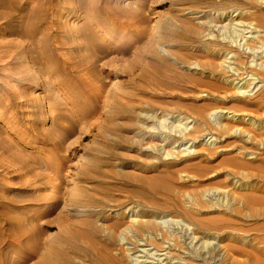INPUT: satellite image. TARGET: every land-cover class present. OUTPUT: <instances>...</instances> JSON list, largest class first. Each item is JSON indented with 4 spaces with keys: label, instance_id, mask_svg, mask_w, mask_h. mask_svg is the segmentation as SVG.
Here are the masks:
<instances>
[{
    "label": "bare ground",
    "instance_id": "bare-ground-1",
    "mask_svg": "<svg viewBox=\"0 0 264 264\" xmlns=\"http://www.w3.org/2000/svg\"><path fill=\"white\" fill-rule=\"evenodd\" d=\"M14 1L0 0V18L10 16L6 10L13 6ZM192 1H198L202 6L215 10L239 3L246 4L244 0ZM255 1L264 3L263 0ZM175 10L170 7V12ZM234 12L237 14L232 16ZM243 13L236 9L230 14H217L213 20L196 23L197 26L191 21H185L181 34L176 33L177 26H172L174 30L169 31L168 35L159 36L157 44L168 40L178 45V49L171 53L174 62H177V56L182 55L194 59V62L187 66L192 73H171L163 78L151 75L141 64L133 66V72L137 73L132 88L129 91L118 89L119 94L115 101L121 99L119 109L100 121L98 129L108 136H115L119 143L132 148L145 143L150 153L170 158L171 162L166 164L165 168L186 161L187 159L176 160V157L179 153L189 156V149L192 148L191 157L199 161L186 167H193L192 171L198 176H202L203 169L210 171L216 167H224L225 164L244 170L239 173L240 181L232 179L231 190L227 196L234 204L249 208L260 198L255 196V191L258 190H250L247 182L251 176L264 179L261 168L248 161H237L234 157L226 158L215 166H198L202 158H206L209 163L210 159L215 157V150L208 147L215 145V136L221 138L220 141L230 136L238 138L243 142V148L254 142L264 147L263 124L258 127L251 122L247 123L252 130L235 125L240 118L246 116L237 113L240 107L236 103L247 105L240 101L237 95L248 96L246 94L251 93L252 96L264 86L261 80L264 78V18L256 16L254 21H242ZM201 17L203 15L198 18ZM20 19L27 22L15 34H20L25 38V42L36 46L40 50L39 57L51 64L47 68L48 71L53 72V50L49 51L51 27L39 31V15L34 10ZM39 32L42 34L40 39L36 37ZM200 40L209 41L207 45L214 49L206 47L202 50L200 45H194ZM19 48L15 41L0 40V60H8L0 61V66L6 71L3 76L19 86L37 82L33 72L23 69L24 59L20 57L21 52L18 53ZM188 48H191L192 53L187 51ZM118 49L124 53L127 51ZM194 50L196 52H193ZM157 51L162 52L161 48ZM218 54L221 55V61L216 63L215 55ZM147 55L150 63L146 66L158 72L160 66L154 61L157 59L155 49L149 48ZM33 58L38 59L36 56ZM215 78H220L222 83L215 81ZM201 87L208 88L203 89V93L210 96L213 103L205 102V99L195 94L202 91L199 90ZM113 96L110 91L108 98L114 101ZM165 96L171 101H163ZM25 98L23 91L12 90L6 82L0 81V121L9 124L12 117L8 112L18 110L19 105H26ZM185 101L194 102L186 104ZM218 104L228 106V109L219 107L220 112H217ZM142 105L145 108L140 110ZM30 106L34 108L32 117L35 118L39 107ZM214 106L215 120H211L212 114L208 110ZM250 106L255 112H259L264 106V94L250 103ZM170 109L174 112H168ZM98 113L99 108L93 107L89 108V111L80 110L76 116L86 121ZM219 113L220 115H217ZM223 114L230 116L224 117ZM60 118H63V114L56 111V120L53 121L55 129L59 128ZM117 120H120L118 125L114 123ZM244 120L248 122V119ZM13 134L20 138L21 142L34 140L20 132ZM156 135L160 136V144L153 143ZM208 136L206 143L202 145L200 139L204 140ZM16 140L11 144L18 143ZM11 144H6L0 139V157L8 168L18 162L9 152ZM197 146L202 148L195 151ZM66 150L67 147H63L61 143L54 145L53 161L49 160L47 166L43 165L54 172L47 181L38 185L34 183L44 178L36 173L33 167L39 161L35 158L33 166L21 164L20 169L16 171L19 179L23 181L24 188H0V191L4 192V198L0 197V264H188L187 260L205 264L213 260V252L217 251V247L214 248L212 243L200 242L201 238L197 236L200 227L198 218L189 208L183 209L167 202V195L171 190L169 181L174 180L176 172L168 170L167 173L149 180L145 187L146 195L141 190L137 192V195H143L145 200L134 202L136 204L127 209L130 220L125 221L123 216L113 211L116 215L109 219L103 217V212L108 207H115L120 201L113 197L101 198L92 195L94 192L104 196L108 194L107 187L102 185L101 180L106 177L102 168L109 161L97 156L91 157V162H86L84 157L78 156L76 167L80 169L76 170V173L68 172L65 175L69 176L71 183H84L91 189H81L80 192L76 184L67 183L61 186L60 182L52 183L54 180L60 181L63 169L69 168L65 165L69 155H63ZM2 165L5 168V164ZM186 167L182 169L183 172L187 171ZM27 177L32 178L33 182L26 179ZM110 177L114 178L111 175ZM44 191L47 194L40 195L45 193ZM11 193L14 194L13 198H9ZM218 193L219 191L215 190L208 196V200H213L212 196H217ZM159 200L164 202L160 203ZM211 205L213 204L210 203ZM216 205L218 203L215 201ZM143 208L156 214L166 213L168 219L160 222L142 220L141 217L150 216L149 212L142 210ZM213 224V220L207 221L208 226ZM201 246L208 249L201 251Z\"/></svg>",
    "mask_w": 264,
    "mask_h": 264
},
{
    "label": "rangeland",
    "instance_id": "rangeland-1",
    "mask_svg": "<svg viewBox=\"0 0 264 264\" xmlns=\"http://www.w3.org/2000/svg\"><path fill=\"white\" fill-rule=\"evenodd\" d=\"M244 1L246 4L239 3L215 10L192 0L189 2L183 0H15L13 6L6 10L10 16L0 18V40L17 42L20 47L18 53L20 51V57L24 59L23 69L33 72L38 81L19 86L3 76L6 71L0 66V81L6 82L12 90L23 91L26 94V105H19L18 110L8 112L12 117L11 122L6 125L5 122L0 121V139H3L6 144H11L16 139L18 141L11 144L9 148L10 154L17 158V163H13V166L8 168L5 161L2 163L3 159L0 157V188H24L23 181L19 179L16 171L20 169L21 164L27 163L33 166L35 158L39 161L33 167L36 173L44 178L34 183L38 185L51 178L54 174L53 170L46 169L43 165L47 166L50 163L49 160L53 161L54 145L58 142L63 147H67L63 155H69L65 162L69 168L63 169L60 181L54 180L52 183L60 182L61 186L71 183L69 176L65 173L73 174L80 169L76 167L78 156L84 157L86 162H91V159L97 156L108 160L109 163L107 162V165L102 168V171L106 172V177L101 180L102 185L107 187L108 194L104 196L94 192L92 195L119 200L120 203L115 204V207H108L103 212V217L112 219L116 215L113 212H116L126 221L130 220L127 209L135 205L134 202L145 200L144 196H138L137 192L141 190L146 195L145 187L149 180L172 170L176 173H174V180L169 181L171 190L169 195L166 194L167 202L170 203L169 205L175 204L183 209L189 208L199 220L197 236L201 238L200 242L212 243L214 248L217 247V251L213 252V260L205 264H264V179L251 176L247 184L250 190H258L255 191V196L260 199L249 208L242 207L240 204H234L227 194L230 193L232 179L240 181L239 173L244 170L225 164L224 167H216L210 171L203 169L202 176H198L192 171L193 167H186L199 161L191 157L192 148L189 149V156L186 153H179L176 157V160L187 159L186 161L177 166L165 168L166 164L171 162L170 158L160 154L155 156L146 149L145 143L132 148L119 143V139L115 136H108L98 129L100 121L119 109L121 99L115 101L119 94L118 89L129 91L132 88L137 73L133 72V66L141 64L151 75L163 78L171 73L185 75L192 73L187 66L194 62V59L187 55L175 56L177 62H174L171 53L178 49V45L168 40L157 44L159 36L168 35L169 31L174 30L172 26H177L176 33L181 34V27L185 21H191L194 26H197L196 23H206L213 20L217 14H230L236 9L244 12L242 21H254L256 16L264 18V3H257L255 0ZM170 7L176 10L170 12ZM31 10L39 15V31L51 27L49 51L53 50V72L47 69L51 64L39 57L40 50L25 42V38L20 34H15L27 22L20 18L28 15ZM235 14L237 12L232 13V16ZM202 15L203 17L198 18ZM40 34L39 32L36 36L38 39L42 37ZM208 42L200 40L194 45H200L202 50L206 47L213 50L212 46L207 45ZM118 48L127 51L124 53ZM149 48L155 49L157 59L154 61L160 66L158 72L146 66L150 63V59L147 58ZM158 48H161L162 52L157 51ZM187 51L192 53L191 48ZM163 52L165 56L162 55ZM35 56L38 59L33 58ZM215 61L216 63L221 61L220 54L215 55ZM215 79L221 82L220 78ZM261 80L264 82L263 77ZM200 89L202 91H197L195 94L205 99V102L213 103L212 98L203 93L204 87ZM110 91L114 95V101L108 98ZM250 94L237 95L240 101L247 105L236 103L240 107L237 113L246 116L240 118L235 125L252 130L247 123L251 122L258 127L261 124L264 125V106L259 112H255L250 106V103L264 94V86L255 95ZM162 100L171 101L166 96ZM185 102L193 104L194 101ZM30 105L39 107V113L35 118L32 117L34 108ZM93 107L100 110L94 118L83 121L81 117L76 116L80 110L89 111V108L93 109ZM216 107H218L217 112H220L219 107L228 109V106L220 104ZM144 108L142 105L140 110ZM215 110V106L208 110L212 114L211 120H215L213 115ZM56 111L63 114V118L58 121V129H55L53 125V121L56 120ZM168 112H174V110L170 109ZM244 119H248V122ZM118 121L120 120L114 123L118 125ZM14 132H20L23 136L34 138V140L21 142L20 138L15 137ZM208 138L209 136L204 140L200 139L201 144L204 145ZM262 138L264 139V136ZM159 139L160 136L156 135L153 143L160 144L161 139ZM215 140V145H209L210 141L207 142L209 149L215 150V157L210 159L209 163L206 158H202L198 166H215L226 158L234 157L237 161H248L255 167L261 168L264 176L263 146H258L254 142L243 148V142L231 136L222 141L215 136ZM200 148L202 146H197L195 151ZM2 164H5V168ZM184 167L186 172L182 170ZM177 169L181 170L175 171ZM26 179L33 182L30 177ZM71 184H76L80 192H82L81 189L91 190L84 183L72 181ZM215 190L219 191L218 195H213V200L209 201L208 196ZM3 193L0 191L2 198H4ZM46 194L47 192L40 195ZM13 197L14 194L11 193L9 198ZM215 201L218 203L216 206ZM209 202L213 205L210 206ZM142 210L150 214V216L141 217L142 220L160 222L168 219L166 213L156 214L147 208ZM208 220H213L214 224L208 226ZM206 249L208 247L201 246L200 250ZM187 263L203 264L190 260H187Z\"/></svg>",
    "mask_w": 264,
    "mask_h": 264
}]
</instances>
